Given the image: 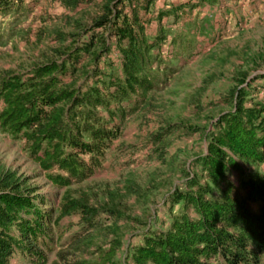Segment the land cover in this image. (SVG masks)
Masks as SVG:
<instances>
[{
  "label": "trees",
  "instance_id": "1",
  "mask_svg": "<svg viewBox=\"0 0 264 264\" xmlns=\"http://www.w3.org/2000/svg\"><path fill=\"white\" fill-rule=\"evenodd\" d=\"M157 1L59 0L64 13L53 16L45 33L37 35L39 42L42 34L47 37L46 49L27 67L0 71V131L23 140L49 183L63 191L59 202L50 200L28 177L0 167V264H11L15 254L27 264H262L264 101L253 99L250 87L261 81L255 87L264 88V73L251 78L261 66L256 60L234 73V85L224 98L228 108L204 133L206 152L194 162L199 171L183 169L184 186L169 194L170 207L181 205V211L171 215L165 229L148 230L123 262L118 257L123 248L119 222L130 219L124 201L146 198L149 192L134 178L120 190L108 188L102 199L74 189L102 165L127 117L152 110L147 94L163 82L161 71L169 69L160 60L169 31L161 27L155 37L147 31L146 16ZM219 1L172 5L159 10L157 19L162 24L173 17L177 23L187 8L191 13ZM25 2L0 0L1 18L12 17V24L25 19L30 13ZM185 27L187 34L171 40L183 55L193 49L189 33L204 36L213 30L206 18ZM113 47L120 53V66L103 69L102 60ZM81 78L85 83L78 85ZM215 79L207 78L205 88ZM200 131L186 122H166L147 135L146 143L166 165L167 144L174 136ZM233 173L238 185L231 180ZM72 216L78 217L79 229L49 261L54 228Z\"/></svg>",
  "mask_w": 264,
  "mask_h": 264
},
{
  "label": "rangeland",
  "instance_id": "2",
  "mask_svg": "<svg viewBox=\"0 0 264 264\" xmlns=\"http://www.w3.org/2000/svg\"><path fill=\"white\" fill-rule=\"evenodd\" d=\"M196 1L160 0L152 5L146 16L149 21L148 35L155 37L161 27L170 33L160 51L162 68L169 69L161 71L163 82L147 94L152 110L142 116L139 113L128 116L119 138L105 152L102 165L86 182L74 187L86 191L93 199L96 195L102 199L108 188L120 190L126 180L134 178L149 192L146 198H127L124 201L130 219L119 222L123 241V248L118 255L121 262L133 245L143 241L148 230L165 229L171 215L181 211V205L170 207L169 194L172 189L184 186L183 169L191 174L199 171L194 162L197 156L206 152L207 139L204 133L213 129L219 113L228 108L224 98L234 85V73L246 69L247 62H252L250 59L261 64L258 70L252 72L251 78L264 73V0H220L215 5H202L191 13L187 8L177 23L173 17H165L162 24L159 23V10ZM25 6L30 9L29 16L16 24H12V17L0 16V71L21 69L27 67L31 59H37L48 46L45 34H42L43 40L38 41L39 31L45 33L52 23L51 18L65 11L59 0H26ZM204 18L213 27L211 34L200 36L189 33L193 49L183 55L179 48L171 44L172 38L187 34L185 25L189 21ZM119 58V51L113 47L107 58L102 60V68L112 66L118 69ZM210 76L216 79L205 88L204 81ZM84 83V78L78 80V85ZM92 83L93 80H90L89 84ZM258 83L263 82H255L250 87L252 98L264 101V88L255 87ZM172 121L186 122L201 128V131L188 137H172L167 144V164L164 165L158 160L154 148L147 145L146 137L166 122ZM173 166L179 168L175 173L170 170ZM0 167L28 177L48 199L60 201L63 191L49 183L46 173L30 158L25 142L13 139L1 131ZM259 168L264 171V165ZM230 177L236 185L239 184L236 173ZM105 220V225H110V220ZM78 222V217L72 216L54 228L53 242L47 250L49 261L56 258L71 235L79 229ZM102 243L101 240L97 241V244ZM86 258L94 259L96 255H88ZM11 264H27V261L15 254Z\"/></svg>",
  "mask_w": 264,
  "mask_h": 264
}]
</instances>
